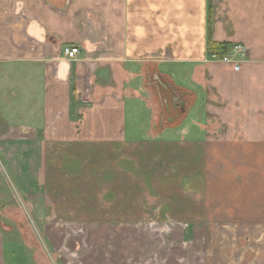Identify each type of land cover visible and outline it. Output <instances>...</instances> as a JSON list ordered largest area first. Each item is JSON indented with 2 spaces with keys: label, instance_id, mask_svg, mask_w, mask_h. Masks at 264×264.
Returning a JSON list of instances; mask_svg holds the SVG:
<instances>
[{
  "label": "crops",
  "instance_id": "0c3cea01",
  "mask_svg": "<svg viewBox=\"0 0 264 264\" xmlns=\"http://www.w3.org/2000/svg\"><path fill=\"white\" fill-rule=\"evenodd\" d=\"M1 1L0 62L31 65L42 77V131L38 137L33 128L34 143L103 147L121 158L108 168L112 174L136 182L143 173L150 191L248 189L259 195L253 205L264 203V0H212L210 35L244 46L238 69L206 52L208 0H27L24 23L13 20L26 9L22 0H4L6 8ZM93 8L95 21L87 25L83 20ZM43 42L51 43L50 51L74 44L80 54L52 71L41 58L47 52ZM106 43L115 54L104 53ZM110 59L157 67L146 78L161 103L159 134L150 133L146 102L125 97L126 89L106 78L91 84L97 66ZM127 101L143 103L147 125L127 124ZM169 102L181 112L190 103L191 121L162 129ZM191 214L182 219L194 222V237L200 229L208 234L207 222L224 219L214 211ZM175 230L185 237L181 226Z\"/></svg>",
  "mask_w": 264,
  "mask_h": 264
},
{
  "label": "rangeland",
  "instance_id": "374dc122",
  "mask_svg": "<svg viewBox=\"0 0 264 264\" xmlns=\"http://www.w3.org/2000/svg\"><path fill=\"white\" fill-rule=\"evenodd\" d=\"M22 1L26 9L14 17L16 23L29 15L27 0ZM90 11L83 20L87 25L95 21L94 8ZM154 66L110 59L91 79L93 84L106 78L126 89L125 97L146 102L153 135L161 131L162 115L155 84L146 78ZM33 70L28 64L0 62V264H264V203L253 205L256 191V196L229 188L150 191L143 173L136 182L112 174L108 168L121 158L103 147L34 143L30 135L36 129L41 137L44 99L42 77ZM125 106L128 125H147L143 103ZM192 112L190 103L181 112L169 102L162 129L191 121ZM212 211L224 219L207 222L206 236L204 229L191 235L196 226L182 217ZM180 226L185 237L176 235Z\"/></svg>",
  "mask_w": 264,
  "mask_h": 264
},
{
  "label": "built area",
  "instance_id": "2783aa9c",
  "mask_svg": "<svg viewBox=\"0 0 264 264\" xmlns=\"http://www.w3.org/2000/svg\"><path fill=\"white\" fill-rule=\"evenodd\" d=\"M38 43V42H37ZM50 42H43L44 48L46 49V55L42 56V60H44L45 64L54 71L59 64L60 61L66 59L69 61L76 60L80 54L79 47L74 44H64L59 46L56 49H52L50 51ZM244 46L240 43L234 44L233 48L222 57H217L216 55H210L212 59L221 61L223 63H232L234 69H238V57L244 55ZM104 53L113 52L110 44L106 43L103 46ZM115 54V52H113ZM95 64V62H92Z\"/></svg>",
  "mask_w": 264,
  "mask_h": 264
},
{
  "label": "trees",
  "instance_id": "16d2710c",
  "mask_svg": "<svg viewBox=\"0 0 264 264\" xmlns=\"http://www.w3.org/2000/svg\"><path fill=\"white\" fill-rule=\"evenodd\" d=\"M211 9L212 0H208V38L206 42V52L208 55H216L217 57H222L233 48L234 44L226 41L219 42L212 39L210 35ZM169 86L172 88L171 85Z\"/></svg>",
  "mask_w": 264,
  "mask_h": 264
},
{
  "label": "water",
  "instance_id": "95a60500",
  "mask_svg": "<svg viewBox=\"0 0 264 264\" xmlns=\"http://www.w3.org/2000/svg\"><path fill=\"white\" fill-rule=\"evenodd\" d=\"M179 103L178 104H180V105H182L183 104V102L182 101H178ZM183 109V108H182Z\"/></svg>",
  "mask_w": 264,
  "mask_h": 264
},
{
  "label": "flooded vegetation",
  "instance_id": "af4514ba",
  "mask_svg": "<svg viewBox=\"0 0 264 264\" xmlns=\"http://www.w3.org/2000/svg\"><path fill=\"white\" fill-rule=\"evenodd\" d=\"M169 96L171 97L172 95L171 94H169ZM166 99V98H165ZM171 119V118H170Z\"/></svg>",
  "mask_w": 264,
  "mask_h": 264
}]
</instances>
